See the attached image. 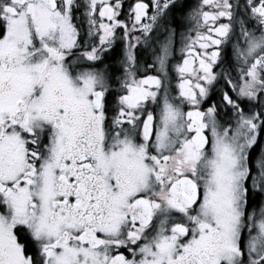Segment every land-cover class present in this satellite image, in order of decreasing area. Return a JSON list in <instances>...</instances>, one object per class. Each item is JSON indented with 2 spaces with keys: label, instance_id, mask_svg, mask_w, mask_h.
<instances>
[{
  "label": "snow or ice",
  "instance_id": "1",
  "mask_svg": "<svg viewBox=\"0 0 264 264\" xmlns=\"http://www.w3.org/2000/svg\"><path fill=\"white\" fill-rule=\"evenodd\" d=\"M0 264H264V0H0Z\"/></svg>",
  "mask_w": 264,
  "mask_h": 264
},
{
  "label": "flooded vegetation",
  "instance_id": "2",
  "mask_svg": "<svg viewBox=\"0 0 264 264\" xmlns=\"http://www.w3.org/2000/svg\"><path fill=\"white\" fill-rule=\"evenodd\" d=\"M131 2V0H126V3H130Z\"/></svg>",
  "mask_w": 264,
  "mask_h": 264
}]
</instances>
